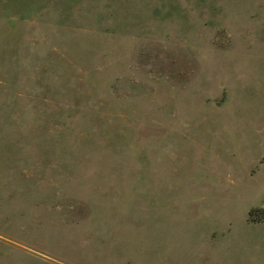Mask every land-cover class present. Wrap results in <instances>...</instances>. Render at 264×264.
I'll use <instances>...</instances> for the list:
<instances>
[{
	"label": "rangeland",
	"instance_id": "obj_1",
	"mask_svg": "<svg viewBox=\"0 0 264 264\" xmlns=\"http://www.w3.org/2000/svg\"><path fill=\"white\" fill-rule=\"evenodd\" d=\"M0 264H264V0H0Z\"/></svg>",
	"mask_w": 264,
	"mask_h": 264
}]
</instances>
